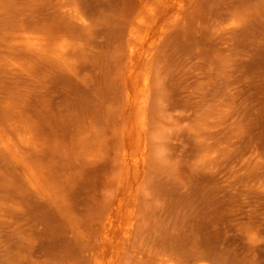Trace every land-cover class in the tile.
I'll return each instance as SVG.
<instances>
[{
  "label": "rangeland",
  "instance_id": "1",
  "mask_svg": "<svg viewBox=\"0 0 264 264\" xmlns=\"http://www.w3.org/2000/svg\"><path fill=\"white\" fill-rule=\"evenodd\" d=\"M0 139V264H264V0H0Z\"/></svg>",
  "mask_w": 264,
  "mask_h": 264
},
{
  "label": "bare ground",
  "instance_id": "2",
  "mask_svg": "<svg viewBox=\"0 0 264 264\" xmlns=\"http://www.w3.org/2000/svg\"><path fill=\"white\" fill-rule=\"evenodd\" d=\"M138 23H140V24H144L145 23V20H144V17L142 16V15H139V17H138ZM130 34H131V39L132 40H135V39H137V29L134 27L133 29H131V31H130ZM43 37V36H42ZM32 38V37H31ZM45 38V37H44ZM20 40V39H19ZM22 40V39H21ZM20 40V41H21ZM38 40V39H37ZM39 41V40H38ZM62 41V40H61ZM64 41V40H63ZM27 42V41H26ZM40 42V41H39ZM60 42V41H59ZM32 43V42H31ZM43 43V42H42ZM47 43V42H46ZM54 42H52V44H53ZM68 43V42H67ZM41 44V43H40ZM28 45V44H27ZM34 45V44H33ZM67 45V44H66ZM69 45V44H68ZM39 46V45H38ZM54 46V45H53ZM37 47V46H36ZM52 48V47H51ZM55 48V47H54ZM65 48V47H64ZM67 48V47H66ZM69 48V47H68ZM39 50V49H38ZM41 50V49H40ZM43 50V49H42ZM52 51V50H51ZM55 51H57V50H55ZM42 52V51H41ZM46 52V51H45ZM68 52V51H67ZM54 53V52H53ZM52 53V54H53ZM57 55V54H56ZM54 56V55H53ZM149 56H150V54H144V53H142V54H140V55H138L137 53H136V49H135V47H131L130 48V57H128L129 59H130V62H131V64H132V67H133V69L135 68V65L138 63V60L141 58V59H148L149 58ZM57 57V56H56ZM65 57V56H64ZM132 70V69H131ZM134 72H135V70H134ZM133 73V72H132ZM131 73V75L130 76H132L133 74ZM136 73V72H135ZM134 76V75H133ZM148 82H149V77L148 76H145L144 77V79H143V81H142V87L143 88H146L147 87V85H148ZM128 96L130 97V91H128ZM144 103V101H141V103L140 104H143ZM140 107H142V106H140ZM140 116H142V115H140ZM141 118V117H140ZM7 130V129H6ZM18 130V129H17ZM1 131H3V129H1ZM14 131H15V129H14ZM11 132H13V131H11ZM21 132V131H20ZM25 132V131H24ZM5 133V132H4ZM17 133H18V131H17ZM6 134V133H5ZM8 134V133H7ZM13 134V133H12ZM4 135V134H3ZM17 135H19V133L17 134ZM11 136V135H10ZM33 139V138H32ZM1 140V139H0ZM2 143L4 144V146L7 148V149H9V150H12L13 149V146H12V143H11V141L8 139V138H4L3 140H2ZM26 147V146H25ZM124 157V163H126V165L130 162V156H129V154L127 153V152H125L124 153V155H123ZM139 158H137V160H138ZM122 160V161H123ZM137 160H134V162H135V164H137L138 162H137ZM24 161V160H23ZM140 162V161H139ZM27 163V162H26ZM23 164V163H22ZM24 165V164H23ZM33 175V174H32ZM36 178H37V176H36ZM41 178V177H40ZM34 180V179H33ZM39 180H41V179H39ZM30 181V180H29ZM35 181V180H34ZM36 182V181H35ZM34 182V184L35 185H41V184H39V183H42L43 181L41 180L39 183H35ZM43 184V183H42ZM38 187H40V186H38ZM41 189H43V187L41 188ZM118 207V206H117ZM115 210H116V208H114ZM117 209H119V208H117ZM111 211V210H110ZM109 211V212H110ZM113 211V210H112ZM111 211V212H112ZM117 211H119V210H117ZM114 213H116V212H112V213H108L109 214V217H108V221H106L105 220V222H107V225H104V228H106V230H105V233H104V236H105V239H107L109 236H111L110 234H112L111 232V230H112V228L114 227V224H115V215H114ZM105 224V223H104ZM106 226V227H105ZM104 231V230H103ZM104 239V238H103ZM167 264H182V263H179V262H175V261H172V260H169L168 261V263ZM190 264H210V263H208V262H194V263H190Z\"/></svg>",
  "mask_w": 264,
  "mask_h": 264
}]
</instances>
